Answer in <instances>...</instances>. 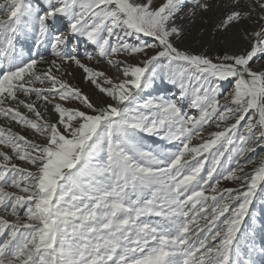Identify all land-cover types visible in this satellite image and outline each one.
<instances>
[{
    "label": "snow or ice",
    "instance_id": "snow-or-ice-1",
    "mask_svg": "<svg viewBox=\"0 0 264 264\" xmlns=\"http://www.w3.org/2000/svg\"><path fill=\"white\" fill-rule=\"evenodd\" d=\"M217 9L222 53L177 46ZM0 10V264H264V0Z\"/></svg>",
    "mask_w": 264,
    "mask_h": 264
},
{
    "label": "rangeland",
    "instance_id": "rangeland-1",
    "mask_svg": "<svg viewBox=\"0 0 264 264\" xmlns=\"http://www.w3.org/2000/svg\"><path fill=\"white\" fill-rule=\"evenodd\" d=\"M162 2L163 0H153V5L158 6ZM220 14H221V10L217 9L215 11H212L206 14L204 13L197 14V16L191 20L186 18L183 21H178V23L183 24V27L185 29V35L179 41L176 42L177 46L187 49L189 51L201 52V53H204L210 56H215L217 53H222L225 50L226 45L221 43L219 37H217L214 33V25L219 19ZM3 16H4V13L2 10H0V18H3ZM233 36H235L234 32H233ZM21 43H23L25 49H27L31 45L32 42L29 40V41H21ZM17 46L19 47L20 45L18 44ZM242 46L243 44L237 38L235 44L231 46H227V47H228V50L230 51H237ZM85 47L86 45H84L83 43L80 45L82 54H83V50ZM88 50L92 51L93 49L91 46H88ZM39 52L45 57L50 56V52L43 48L39 49ZM82 58H83V55H82ZM84 63L90 64V66L94 68L101 69L111 76L116 75L115 71L111 69L107 65L106 61L103 59H100L98 63L96 61L89 62L87 60H84ZM253 68L256 70H264V68H262L261 63L259 62L254 63ZM70 70L72 71V76L68 77L70 83L81 87L82 90H84L86 93L93 95V99L95 100L97 96L93 93L91 86L83 82L82 70L75 68L74 66ZM225 91H227V89H225ZM223 102H224L223 97H221V103ZM192 114H195L194 110ZM231 122L232 121H230V123ZM0 126H3L2 121H0ZM214 130H217V129L215 128V124H212V126L206 127L204 129V133L206 135L208 132H211ZM240 130L243 131L242 128ZM145 143H150V141H145ZM248 158L253 159V160H259L260 158H264V148L257 147L255 152L248 154ZM235 164H236V161L233 160L232 166H235ZM250 167L251 166H249V168L246 170H250ZM223 186L224 187H235V185L232 182H223ZM255 204H256V208L259 210L262 206H264V199H257L255 201ZM255 239H256L257 244L259 245L261 241L264 240V232L257 230ZM241 245L242 246L244 245L243 238H241Z\"/></svg>",
    "mask_w": 264,
    "mask_h": 264
}]
</instances>
